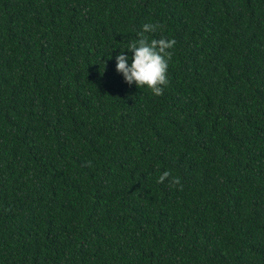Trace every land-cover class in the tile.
<instances>
[{"label":"trees","instance_id":"obj_1","mask_svg":"<svg viewBox=\"0 0 264 264\" xmlns=\"http://www.w3.org/2000/svg\"><path fill=\"white\" fill-rule=\"evenodd\" d=\"M0 264H264V0H0Z\"/></svg>","mask_w":264,"mask_h":264},{"label":"clouds","instance_id":"obj_2","mask_svg":"<svg viewBox=\"0 0 264 264\" xmlns=\"http://www.w3.org/2000/svg\"><path fill=\"white\" fill-rule=\"evenodd\" d=\"M156 27L163 26L150 23L143 25L145 33L153 31ZM175 44V39L153 38L149 40V37L143 36L138 47L135 44L129 46L135 52L131 66H128L127 58L121 54L117 57V70L124 74L128 83L135 81L139 87L147 86L155 95H163L161 85L166 86L169 83L167 72L169 61L173 55L169 49L174 48ZM170 176L171 173L165 171L159 177L158 183H162L165 178ZM179 183V178H171V184L178 185Z\"/></svg>","mask_w":264,"mask_h":264}]
</instances>
